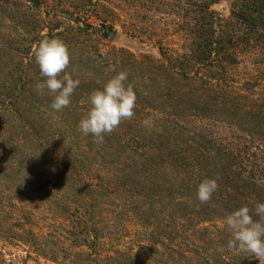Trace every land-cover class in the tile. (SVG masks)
I'll return each instance as SVG.
<instances>
[{
  "label": "rangeland",
  "instance_id": "1",
  "mask_svg": "<svg viewBox=\"0 0 264 264\" xmlns=\"http://www.w3.org/2000/svg\"><path fill=\"white\" fill-rule=\"evenodd\" d=\"M43 39L80 81L60 112L36 93ZM120 72L134 115L101 143L78 124ZM258 179L264 0H0V264H260L224 223L259 219Z\"/></svg>",
  "mask_w": 264,
  "mask_h": 264
},
{
  "label": "clouds",
  "instance_id": "2",
  "mask_svg": "<svg viewBox=\"0 0 264 264\" xmlns=\"http://www.w3.org/2000/svg\"><path fill=\"white\" fill-rule=\"evenodd\" d=\"M35 63L39 66L43 82L36 84V93L45 94V90L53 99L50 108L60 112L70 104V97L79 86L66 69L70 63V55L66 45L57 39H43L34 48ZM64 73L61 78L58 74ZM128 73L120 72L112 77L102 90H96L89 96L90 108L78 124V130L85 136L92 135L94 140L103 142L104 134L111 133L122 120L131 119L134 115L136 94L131 84L125 87ZM146 128L152 126L148 117L142 121ZM258 184L264 180H257ZM216 179L202 181L196 192L200 203L208 202L217 190ZM258 220H253L247 206L240 207L225 218L224 223L231 231L227 242L228 250L236 249L251 254L264 264V203H257L252 210Z\"/></svg>",
  "mask_w": 264,
  "mask_h": 264
}]
</instances>
